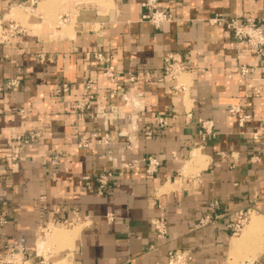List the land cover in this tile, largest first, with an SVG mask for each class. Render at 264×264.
<instances>
[{
    "label": "crops",
    "instance_id": "obj_1",
    "mask_svg": "<svg viewBox=\"0 0 264 264\" xmlns=\"http://www.w3.org/2000/svg\"><path fill=\"white\" fill-rule=\"evenodd\" d=\"M24 1L0 0V15L26 26L18 41L0 45V85L20 80L16 92H0V211L9 210L0 254L22 244L34 259L42 254L64 264H158L170 250L185 249L193 264H264L261 244L233 252L239 235L228 227L254 195L251 214L264 224V64L253 65L249 87L239 69L251 52L240 57L225 23H211L252 18L264 27V0H158L172 20L157 29L141 21L143 0ZM97 52L111 56L132 95L111 122L102 112L123 101L117 96L104 107L110 85ZM167 53L183 59L188 88L175 91L176 80L160 79ZM89 78L99 89L83 118L72 105ZM64 83L69 91L60 96ZM232 107L249 115L244 125ZM157 117H168L167 125ZM35 129L43 136L11 169L4 153L15 132ZM94 132L110 133L116 143L77 147L81 135ZM63 151L59 164L45 162ZM121 155L128 162L153 156L160 165L152 174L141 162L124 168ZM105 171L114 172L106 194L85 187L84 175ZM163 208L168 234L158 239L152 219ZM74 212L81 218L69 224ZM209 214L221 217L199 225Z\"/></svg>",
    "mask_w": 264,
    "mask_h": 264
},
{
    "label": "built area",
    "instance_id": "obj_2",
    "mask_svg": "<svg viewBox=\"0 0 264 264\" xmlns=\"http://www.w3.org/2000/svg\"><path fill=\"white\" fill-rule=\"evenodd\" d=\"M41 0H25L20 3L21 5L34 6L37 5ZM143 9L141 15V21L149 22L154 28H159L163 24L172 20V15L167 11L161 9L158 4V0H143L141 3ZM225 23L226 27L231 31L236 44L237 49L239 50L240 57L249 56L251 52V58L249 62L243 63L240 66L239 72L241 77L247 82L249 87H252L251 84L254 76L252 74L253 65L260 66L264 64V27L259 25L254 19L249 18L244 24L238 22L236 18H224V17H215L211 19V23ZM26 31V26L22 25L20 21L11 18L6 15H0V45L3 44H12L20 39L23 33ZM94 59L98 61L101 65V75L108 81L110 85V90L105 92L103 99L104 102L109 96L114 98L115 96H121L123 101L122 105L113 104L111 105V110L109 112L103 111L102 115L111 122L115 113L119 109L124 107H129V103L125 98L127 93L125 87L122 85L120 78L116 74L115 66L112 63L111 56H108L104 53H94ZM185 70V64L181 56L175 53H167L164 57V75L160 78L161 80L165 77H170L173 80L178 82V77L181 72ZM135 78L130 76V81H134ZM20 87V80L17 78L10 79L6 81L3 85H0V92L3 90L14 91L16 92ZM180 86H177V83L173 86V89L177 91ZM253 88V87H252ZM99 87L97 82L93 78H89L85 81L83 89V98L80 102L73 104V109L82 111L80 117L85 118L84 110L90 106V103L96 98V94ZM69 91L68 84L64 83L60 88L57 89V94L60 96ZM105 107V106H104ZM230 112L238 116L239 124L242 126L246 123L249 115L240 112L239 108L232 107ZM118 115V113H117ZM187 117H191V112H187ZM156 121L161 126H165L168 123V117H157ZM205 127L207 125L206 131H211L212 121H207L204 123ZM41 129L29 130L26 133L16 134L14 140L11 143V148L9 151L4 153V159L11 162L15 161L13 170L18 169L19 160L21 158L22 151L24 147L33 144L35 141L41 138L42 136ZM116 143V137L110 133H105L100 135L99 133H90L81 135L76 145L79 148H90L95 144L102 145H114ZM129 148V146H128ZM65 151L56 153L53 156H46L45 162L52 164H59L61 157L65 156ZM122 166L124 168H133L135 163H143L146 167V172L154 173L157 171L160 161L156 157L148 156L143 157L138 160L128 162L124 155H121ZM114 178L113 171H105L98 175H84L83 181L87 189H94L98 194H106L112 185ZM256 203V195L250 199V204L247 207H244L239 210L238 217L235 221L228 224V227L231 230L232 235L238 234L244 223L247 221L250 213L255 211L254 204ZM213 206L217 207V203H213ZM8 209H3L0 211V226L5 225L8 222ZM221 217V214H209L203 217L199 225H205L207 223H213L214 220ZM81 215L74 212V217L71 224L75 220H80ZM114 219V215L109 213L107 215V220L111 222ZM153 228L158 239H165L168 234L167 227V217L166 210L163 208L162 212L158 217L152 219ZM14 258H19V264H63L59 259H54L50 256L45 257L42 254H37V258L34 259L27 249L19 244L16 249L8 251L5 254H0V264H11ZM123 264H130L125 262ZM158 264H193V255L190 250L185 249H173L168 252V260L166 263Z\"/></svg>",
    "mask_w": 264,
    "mask_h": 264
},
{
    "label": "bare ground",
    "instance_id": "obj_3",
    "mask_svg": "<svg viewBox=\"0 0 264 264\" xmlns=\"http://www.w3.org/2000/svg\"><path fill=\"white\" fill-rule=\"evenodd\" d=\"M182 73V72H181ZM180 73V74H181ZM180 77H181V80H180ZM188 77H187V75H185L184 73H182L181 74V76L179 75V77H178V84H177V86H184L185 88H188V86H186L187 85V82H188ZM186 85H185V84ZM132 96V95H131ZM130 96V97H131ZM128 103L130 104V105H132V103H131V101L129 100V98H128ZM135 104V103H134ZM200 156L197 154V153H194L193 154V160H197L198 158H199ZM252 212H254V211H252ZM251 212V213H252ZM250 213V215H249V217L252 215ZM249 217H248V219H249ZM252 217V216H251ZM248 219H247V221L244 223V226L242 227V229H241V231L238 233V235H241L240 233L242 232V230L245 228V227H247V225H249V226H253L252 228H260L261 226L259 225V222H257V218L255 217L254 219H253V217H252V219L250 220V223L249 224H247L248 223ZM264 227V226H263ZM251 233H253V231H251L250 233H248L247 235H242L240 238H238V239H235L234 240V242H233V245H232V249H233V252H235V251H237V249H240V248H248V247H250L252 244V242H251V240L249 239V237H250V235H251ZM237 234H236V236H238ZM259 244H261L260 246H258V244H257V250L258 251H260L262 248H263V246H264V241L263 242H260ZM61 263H63L62 261H60ZM13 263L14 264H19L20 263V260H19V258H14V260H13ZM64 264V263H63Z\"/></svg>",
    "mask_w": 264,
    "mask_h": 264
},
{
    "label": "rangeland",
    "instance_id": "obj_4",
    "mask_svg": "<svg viewBox=\"0 0 264 264\" xmlns=\"http://www.w3.org/2000/svg\"><path fill=\"white\" fill-rule=\"evenodd\" d=\"M34 6H35V5H34ZM20 23H21L22 25H25V24H24L23 22H21V21H20ZM182 73H184V72H182ZM182 73H181V74H182ZM181 74H180V76H181ZM169 79H170L171 81H175V80H173V79L170 78V77H169ZM174 84H176V83L174 82ZM177 84H178V83H177ZM115 97H117V96H115ZM115 97H114V98H115ZM119 97H121V96H119ZM129 97H130V96H129V92H128V93L125 94V98H126L127 102H128V98H129ZM114 98H110V97L108 96V97L106 98L105 102H103V103L105 104V107H106V104H108L109 100H110V99H114ZM88 108H89V107H88ZM79 111H80V110H79ZM81 114H82V111H81ZM81 114H80V116H81ZM90 115H91V114H87V115H86V118H91ZM42 131H43V130H42ZM26 132H27V131H24V132H21V133H26ZM19 133H20V132H19ZM16 134H18V133L15 132L14 135L16 136ZM15 136L13 137L12 141L14 140ZM42 136H43V132H42ZM42 136H41V137H42ZM35 142H36V141H35ZM35 142H34V143H35ZM11 143H12V142H11ZM28 146H29V145H28ZM26 147H27V146H26ZM26 147H24V149H25ZM10 148H11V145H10ZM24 149H23V151H24ZM8 151H9V150H8ZM23 151H22V152H23ZM6 152H7V151H6ZM20 156H21V158H20V160H19V164H20V165H19L18 169H19L20 166H21L22 154H21ZM5 161H6V160H5ZM10 161H11V162H9V161H6V162L8 163V165H9L10 167H11V165H12V168H14V167H13V166H14L13 163H15V161H12V160H10ZM12 168H11V169H12ZM8 215H9V214H8ZM252 217H253V219L256 217L254 213L252 214ZM252 217H251V219H252ZM259 225L261 226L260 228H258V227H257V228H252L253 226H249V231H248V233H250L251 231H253V233H254V234L251 233V235H250V237H249V239H250L251 242H252V243H251L252 245H251L250 247H252V246L255 244V248H256V247H257V244H259L260 242H263V241H264V227H263L264 224L259 223ZM60 228H61V230L64 231L65 233L67 232V231H65V230H67V228H66L65 226H61ZM245 228H246V227H245ZM245 228H244V229H245ZM244 229H243V230H244ZM243 230H242V231H243ZM241 233H245V231H243V232H241ZM241 233H240V234H241ZM237 235H238V234H237ZM242 235H243V234L239 235V238H240ZM254 240H255V241L257 240V241L254 243V242H253ZM44 256L47 257L46 255H44ZM11 264H14L13 261H12Z\"/></svg>",
    "mask_w": 264,
    "mask_h": 264
}]
</instances>
